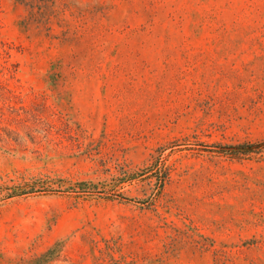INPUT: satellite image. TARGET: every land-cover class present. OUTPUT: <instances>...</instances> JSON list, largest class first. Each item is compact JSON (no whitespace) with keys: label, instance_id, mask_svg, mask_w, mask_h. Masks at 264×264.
Listing matches in <instances>:
<instances>
[{"label":"rangeland","instance_id":"374dc122","mask_svg":"<svg viewBox=\"0 0 264 264\" xmlns=\"http://www.w3.org/2000/svg\"><path fill=\"white\" fill-rule=\"evenodd\" d=\"M52 1L0 0V264H264V0Z\"/></svg>","mask_w":264,"mask_h":264},{"label":"trees","instance_id":"16d2710c","mask_svg":"<svg viewBox=\"0 0 264 264\" xmlns=\"http://www.w3.org/2000/svg\"><path fill=\"white\" fill-rule=\"evenodd\" d=\"M17 2L20 5H23L25 8L29 9L30 11V15L28 17V19L26 20V24H32L34 21H39L42 20L47 14H48V19H50L51 15L54 14V12L49 11V5H45L41 6L39 4L41 3H53L54 1L52 0H17ZM39 3L36 6V3ZM39 6V10L37 12H35L34 10ZM49 20H47L48 22ZM124 177L121 181H133L134 180V174H133V170L131 169H126L125 173H124ZM125 179V180H124ZM81 190L83 193H95L92 192V189L89 187L87 188L84 184H80ZM109 186H107L105 189H108ZM30 189V190H28ZM26 190H14L11 194H9V197H15V196H22L24 194H31V193H35L38 191H45V192H51L52 190H50L51 188H46V186L44 185H40V184H33L32 186H30V188H28ZM43 189V190H41ZM23 191H28V192H23ZM107 191V193H109V191H111V188H109Z\"/></svg>","mask_w":264,"mask_h":264}]
</instances>
